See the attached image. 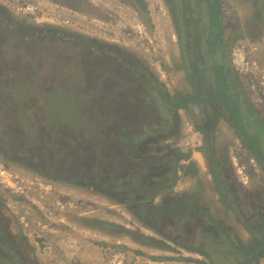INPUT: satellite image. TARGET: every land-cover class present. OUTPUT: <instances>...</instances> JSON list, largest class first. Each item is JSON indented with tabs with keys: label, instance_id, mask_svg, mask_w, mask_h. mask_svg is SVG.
Here are the masks:
<instances>
[{
	"label": "trees",
	"instance_id": "1",
	"mask_svg": "<svg viewBox=\"0 0 264 264\" xmlns=\"http://www.w3.org/2000/svg\"><path fill=\"white\" fill-rule=\"evenodd\" d=\"M135 1V6L145 9L142 0ZM169 2L182 60L180 67L190 92L170 94L148 65L130 58L131 55L124 54L118 47H111L115 51L110 53L115 67H101L95 80L89 81L91 87L97 85L93 94L89 88L79 95L75 92H51L44 84L33 87L32 80L31 83L28 81L29 76L23 75L19 86H14L9 92H24L27 96L22 101L33 102L34 115L41 119L32 121L22 113L23 119L11 123L16 112L11 114L5 128L0 125L3 131L0 134V155L4 161L25 166L44 178L91 187L96 193L123 203L159 238L117 228L114 224H99L120 229L142 245L164 249L168 248L166 242H169L201 257L199 264H259L264 261L263 204L253 203L247 210L242 208L226 149L223 148L217 157L213 132L218 120L225 121L234 130L235 139L264 172V118L254 108L238 73L224 62L230 48L237 43L234 40L229 44L224 42L223 0ZM251 6L253 17L248 25L256 27L259 34L264 23L263 0H256ZM0 23L15 32V50L28 40L35 45L45 30H52L42 29L37 40L34 37L36 29L24 21L1 15ZM3 40L4 37H0V46ZM0 72H4L2 68ZM124 74L129 77H124ZM5 87L4 83L0 85L1 92ZM48 91L53 99L47 103L35 96L38 92ZM192 103L207 104L212 108V120L196 127L202 135V146L197 150L204 157L221 204L247 232V241L230 236L227 226L215 218L203 203L201 192L172 190L179 170L184 174L189 170L193 175L199 174L192 161L183 163L191 151H181L166 142L170 137H178V111ZM3 113L5 111L0 104V118ZM30 116L32 118L33 115ZM24 117L28 120L25 121ZM204 117L209 119L210 116L204 113ZM8 124L16 125V132ZM28 124H32V129ZM66 133L71 135L68 141L78 139L80 149L74 141L66 144ZM29 134L34 136L27 139L25 136ZM4 145L14 149L15 157L6 152ZM62 150L64 154L59 157L57 152ZM73 154L78 155L75 161H71ZM86 162L91 173L83 176L80 170ZM5 203L6 197L0 193V264L10 260L14 264H38L27 239L20 234L15 215Z\"/></svg>",
	"mask_w": 264,
	"mask_h": 264
},
{
	"label": "rangeland",
	"instance_id": "2",
	"mask_svg": "<svg viewBox=\"0 0 264 264\" xmlns=\"http://www.w3.org/2000/svg\"><path fill=\"white\" fill-rule=\"evenodd\" d=\"M142 1L145 9L135 6V0H0V17L7 15L34 27L37 33L34 35L35 39L38 40L42 29H52L45 30L35 45L28 40L20 49L15 50V32L4 28L0 23V37H4L0 46V68L4 71L0 72V85H6L2 92L0 90V104L5 111L0 118V125L5 128L4 124H7L12 118L11 114L15 112L11 123L16 120L19 122V118L23 119L24 113L32 121L41 119L34 115L33 102L27 99L22 101L27 96L24 92H9L14 86H19L20 77L23 75L29 76L28 81L32 80L33 87L44 84L51 92H75L79 95L82 90L89 88L93 94L97 85L91 87L89 81L95 80L101 67H115V60L110 57V53L115 50L111 47H118L124 54L131 55L130 58L139 59L148 65L170 94L190 92L191 88L180 67L182 60L169 0ZM254 3L256 0H223L222 23L226 25L224 42L229 44L234 40L237 43L230 48L224 59L229 69H232V48L245 45L249 50L247 58L256 61L264 71V23L259 34L256 27L248 25L253 17L251 4ZM88 39L96 42L92 43ZM123 76L129 77L128 74ZM238 76L254 108L264 118V82L256 90L251 87L250 78L239 74ZM35 96L45 103L53 99L49 91L38 92ZM204 113L210 116L209 119H205ZM211 114L212 108L207 104L202 106L192 103L178 111V137H170L166 142L181 151H191L189 158L183 163L192 161L199 174L193 175L191 170L184 174L179 170V177L172 190L201 192L203 203L209 207L215 218L227 226L230 236L247 241V232L221 204L214 191L204 157L197 150L202 146V135L196 127L211 121ZM30 115H33L32 118ZM26 117L25 121L28 120ZM32 124H28L31 129ZM7 126L14 128L12 130L16 132V125ZM60 130L62 131L61 127ZM2 132L0 130V134ZM234 133L225 121L218 120L213 132L214 150L218 157L222 154L221 150L226 149V156L238 185L237 196L242 208L247 210L253 203L263 204L264 207V172L260 164L235 139ZM29 135L25 137L29 139L34 136ZM58 135L63 136L60 133ZM64 137L68 141L71 135L66 133ZM77 140L74 138L67 143L63 142L68 144L74 141L80 149L81 145ZM8 142L11 140L8 139ZM47 149L46 146L45 150ZM5 150L15 157L16 152L12 151L14 149L5 146ZM57 154L61 157L64 151ZM73 155L75 156L71 161H75L78 156ZM48 157L51 158L49 155ZM0 163L16 178L17 184L13 182V188L18 192H25L23 195L12 194L15 198L12 201H16L17 206H13L12 202L7 206V200L5 205L10 207L12 215L15 214L20 234L27 239L38 264H199L197 262L202 260L198 255L174 247L169 242H166L168 248L164 249L146 246L135 241V237L131 238L122 233L120 229L102 226L99 222L159 238L139 222L123 203L96 193L91 187L44 178L25 166L4 161L1 155ZM64 164H67L66 161ZM89 168L86 162L80 174L88 175L91 173ZM36 178L50 191L39 192L37 186L30 187V182L27 185L26 181L34 182ZM25 186L30 189L25 191ZM0 193L4 194L1 190ZM22 217V222L19 223ZM259 264H264V261L261 260Z\"/></svg>",
	"mask_w": 264,
	"mask_h": 264
},
{
	"label": "built area",
	"instance_id": "3",
	"mask_svg": "<svg viewBox=\"0 0 264 264\" xmlns=\"http://www.w3.org/2000/svg\"><path fill=\"white\" fill-rule=\"evenodd\" d=\"M248 52L249 50L247 49L245 45H240L234 48L230 53V65L240 76L250 78L251 87L253 89L256 88L257 90L259 84H262L264 82V71H263V68H261L260 65L256 61L254 60L250 61V59L247 58ZM16 181H17L16 178L9 172V170H7L6 167L2 163H0V190L3 191L4 194L6 195V200L8 204L7 206H10L9 205L10 202L13 203V206H17L16 201H12L13 199H15L12 194L21 193V195H23L25 193L24 191L23 193L18 192L17 189L13 188V182H16ZM28 182H30L29 183L30 187L33 185L37 186L39 192L44 191L46 193L50 191L37 178L34 180V182L26 181L27 185H28ZM26 186H25V191L27 189H30V187H26ZM22 219L23 217L19 219V223L22 222Z\"/></svg>",
	"mask_w": 264,
	"mask_h": 264
},
{
	"label": "flooded vegetation",
	"instance_id": "4",
	"mask_svg": "<svg viewBox=\"0 0 264 264\" xmlns=\"http://www.w3.org/2000/svg\"><path fill=\"white\" fill-rule=\"evenodd\" d=\"M7 261V260H6ZM4 264H14L11 260H10V262L8 263V261H7V263H5V261H4ZM17 264V263H16Z\"/></svg>",
	"mask_w": 264,
	"mask_h": 264
}]
</instances>
